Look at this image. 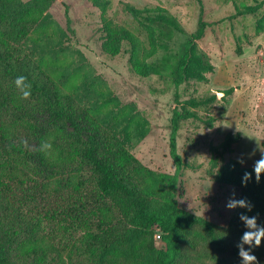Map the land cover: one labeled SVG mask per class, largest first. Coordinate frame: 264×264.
Instances as JSON below:
<instances>
[{
    "label": "trees",
    "instance_id": "16d2710c",
    "mask_svg": "<svg viewBox=\"0 0 264 264\" xmlns=\"http://www.w3.org/2000/svg\"><path fill=\"white\" fill-rule=\"evenodd\" d=\"M56 1L0 0V264H235L236 245L247 230L240 214L264 215V175L256 183L253 173L243 186L244 173L253 168L242 167L240 159L219 163L240 133L229 132L218 146H210L215 180L232 185L238 200L253 205L250 212L235 209L223 229L181 208L176 198L177 172L185 165L176 133L189 111L174 107L171 118L176 172L143 165L130 148L148 134V120L133 105H122L106 85L101 88L92 67L48 13ZM197 1L200 17L174 67L176 87L214 68L197 51L196 41L209 24ZM92 2L102 12L110 4ZM124 9L137 21L179 28L162 13L151 15L129 3ZM103 21L114 37L128 42L135 72L157 70L146 61L156 51L154 39L147 47L126 27L107 17ZM19 75L32 84L28 100L20 99L14 85ZM233 91L222 90V97ZM189 103L196 107L200 101ZM47 140L53 144L49 156L39 150Z\"/></svg>",
    "mask_w": 264,
    "mask_h": 264
},
{
    "label": "rangeland",
    "instance_id": "374dc122",
    "mask_svg": "<svg viewBox=\"0 0 264 264\" xmlns=\"http://www.w3.org/2000/svg\"><path fill=\"white\" fill-rule=\"evenodd\" d=\"M109 1L102 12L92 0H57L48 13L67 34L70 46L92 67L101 88L106 85L122 105H133L148 120V134L130 148L143 165L158 172H176L170 155L171 118L174 107L189 111L179 121L176 133V148L185 162L177 172L176 198L181 208L227 229L235 209L228 210L226 203L233 193L238 200L239 192L215 180L210 146H218L229 132L240 133L232 152L224 154L219 163L242 159L244 168H253L264 152V0H200L209 24L196 41L197 51L214 68L203 73L202 79L188 78L178 87L173 83L174 67L196 30L198 1ZM124 3L151 15H167L179 28L137 21L124 9ZM251 7L257 9L249 12ZM104 17L132 31L147 47L154 39L156 51L146 61L156 66V71L142 75L132 69L128 42L105 29ZM229 87L234 91L223 98L221 91ZM194 100L200 101L196 107L189 103ZM257 218L258 224H264V215ZM154 239L158 247L159 235ZM252 254L264 264V240ZM235 264H240V258Z\"/></svg>",
    "mask_w": 264,
    "mask_h": 264
},
{
    "label": "clouds",
    "instance_id": "9594fccd",
    "mask_svg": "<svg viewBox=\"0 0 264 264\" xmlns=\"http://www.w3.org/2000/svg\"><path fill=\"white\" fill-rule=\"evenodd\" d=\"M14 85L20 93V99L28 100L32 95V84L28 82V78L24 75H19L14 80ZM212 92L218 96L221 93L216 92L212 89ZM27 146V142H25ZM39 150L44 153L45 156H49L53 152V144L50 140L42 141ZM238 163L243 164L242 159L238 160ZM253 173L255 175V182L260 183L261 177L264 175V152L261 154V158L256 160L252 169V172H245L242 177V185L247 186L248 182L252 180ZM235 193L232 194L226 203L228 210H234L237 208L247 209L249 212L252 211L253 205L246 199H235ZM240 221L247 229L240 237L239 243L236 245L238 249V256L240 258V264H260L256 255L252 254L253 249L261 246L262 240H264V224H258L257 216L249 217L245 214H240ZM226 233V232H224ZM227 235V233H226ZM245 245L248 247L245 248Z\"/></svg>",
    "mask_w": 264,
    "mask_h": 264
}]
</instances>
